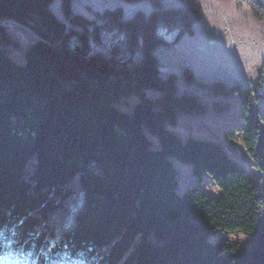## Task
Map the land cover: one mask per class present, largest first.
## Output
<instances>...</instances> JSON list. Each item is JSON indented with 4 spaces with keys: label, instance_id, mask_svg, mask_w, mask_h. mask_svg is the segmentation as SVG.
<instances>
[{
    "label": "trees",
    "instance_id": "16d2710c",
    "mask_svg": "<svg viewBox=\"0 0 264 264\" xmlns=\"http://www.w3.org/2000/svg\"><path fill=\"white\" fill-rule=\"evenodd\" d=\"M53 1L0 0V20L37 36L14 56L17 38L0 25V264H264L262 95L188 68L165 73L155 54L165 31L194 32L200 5L151 0L124 18L121 7L75 14L71 0L60 16ZM236 2L264 23L262 0ZM181 82L203 83L210 100ZM228 98L241 104L255 176L220 141L174 128L181 113L223 112ZM178 159L199 179L183 190ZM221 232L250 244L214 241Z\"/></svg>",
    "mask_w": 264,
    "mask_h": 264
},
{
    "label": "rangeland",
    "instance_id": "374dc122",
    "mask_svg": "<svg viewBox=\"0 0 264 264\" xmlns=\"http://www.w3.org/2000/svg\"><path fill=\"white\" fill-rule=\"evenodd\" d=\"M161 2L165 7L200 5L203 14L195 23L194 32L185 33L178 39L176 32L168 33L166 29H161L165 31L163 37L166 41L161 42L155 50L160 70L165 73L183 74L188 68L196 77L204 80L222 78L226 81H241L259 91L262 95L259 105L264 110V82L262 85L258 84L260 76L264 75V23L255 18L252 10L246 5H240L236 0H161ZM51 7L62 15L61 0H54ZM71 7L75 14L87 16H93L97 11H103L108 7H121L124 18H130L138 10L149 13L153 5L151 0H71ZM0 25L9 29L17 38L16 42L9 44L10 53L24 57V45L37 37L33 30L11 19L0 20ZM66 26L67 28L71 26L69 20ZM203 85L198 82L193 84L181 82V86L203 93L209 101L210 90ZM219 98L223 99L221 96ZM136 99V96H132L131 103ZM228 99L231 105L220 113L212 109L203 114L181 113L174 128L184 134L204 135L220 141L255 176L257 171L252 167V160L242 142L241 104L236 98ZM237 129L236 138L229 139L224 136L226 130ZM175 162L179 169V189L183 190L199 181L192 173L191 163H184L185 161L181 159ZM202 183L210 197H219L221 191L209 174H205ZM79 204L80 202L75 204L76 207ZM213 238L214 241L229 239L244 246L250 244L249 236L241 232H221Z\"/></svg>",
    "mask_w": 264,
    "mask_h": 264
},
{
    "label": "water",
    "instance_id": "95a60500",
    "mask_svg": "<svg viewBox=\"0 0 264 264\" xmlns=\"http://www.w3.org/2000/svg\"><path fill=\"white\" fill-rule=\"evenodd\" d=\"M263 2H264V0H262ZM76 50L78 51V52H81V46L80 45H77L76 46ZM111 59V61L113 62V63H118V60L116 59V57H111L110 58ZM125 64H127V62H124Z\"/></svg>",
    "mask_w": 264,
    "mask_h": 264
},
{
    "label": "bare ground",
    "instance_id": "6f19581e",
    "mask_svg": "<svg viewBox=\"0 0 264 264\" xmlns=\"http://www.w3.org/2000/svg\"><path fill=\"white\" fill-rule=\"evenodd\" d=\"M76 49V48H75Z\"/></svg>",
    "mask_w": 264,
    "mask_h": 264
}]
</instances>
